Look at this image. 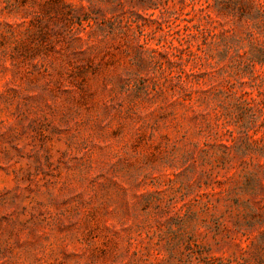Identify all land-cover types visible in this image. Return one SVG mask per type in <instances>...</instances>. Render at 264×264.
I'll return each instance as SVG.
<instances>
[{
  "label": "rangeland",
  "instance_id": "374dc122",
  "mask_svg": "<svg viewBox=\"0 0 264 264\" xmlns=\"http://www.w3.org/2000/svg\"><path fill=\"white\" fill-rule=\"evenodd\" d=\"M154 3L0 0V264H264V65Z\"/></svg>",
  "mask_w": 264,
  "mask_h": 264
},
{
  "label": "trees",
  "instance_id": "16d2710c",
  "mask_svg": "<svg viewBox=\"0 0 264 264\" xmlns=\"http://www.w3.org/2000/svg\"><path fill=\"white\" fill-rule=\"evenodd\" d=\"M132 1L141 7L136 14L154 15L147 12L156 8L154 0ZM257 63L264 65V0H203V66L218 68L225 81L234 83V73L260 76Z\"/></svg>",
  "mask_w": 264,
  "mask_h": 264
}]
</instances>
